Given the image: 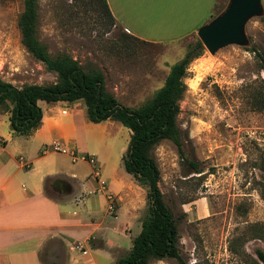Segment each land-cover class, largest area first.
Listing matches in <instances>:
<instances>
[{"label": "rangeland", "instance_id": "1", "mask_svg": "<svg viewBox=\"0 0 264 264\" xmlns=\"http://www.w3.org/2000/svg\"><path fill=\"white\" fill-rule=\"evenodd\" d=\"M226 1L217 0L210 16ZM21 6L22 0H0V78L16 86L51 83L54 74L45 71L20 43L16 19ZM262 8L261 16L245 24L246 46L228 44L213 53L203 47L187 66L176 123L184 156L196 162L201 171L190 172L168 140L151 150L159 169L163 201L177 221V250L184 264H261L255 250L264 253V199L259 193L264 176V108L253 107L252 92L261 86L264 73L257 69L252 50L264 53V0ZM37 13V37L48 52H65L84 67L98 68L106 90L129 106L151 96L169 66L183 56L186 43L196 38L194 32L175 42L134 40L115 23L108 24L88 0H37ZM55 106L72 115L78 127L77 150L64 147L76 155L85 148L96 162L99 179L120 189L111 193L114 212H105L104 217L111 220L116 216L112 221L121 224L126 218L125 206L133 200L141 210V219L144 189L124 171L120 159L129 131L113 120L87 121L81 101L76 106L60 102ZM4 121H0L2 137L8 129ZM57 153L56 164H70L68 154ZM76 160L77 171H90L93 177L91 167ZM79 184L78 196L86 191L83 183ZM72 200L69 208L79 209ZM119 246L113 253L115 260L125 255L128 241ZM64 253L60 244L49 241L41 253L42 264H63ZM148 264L177 262L163 258Z\"/></svg>", "mask_w": 264, "mask_h": 264}, {"label": "crops", "instance_id": "2", "mask_svg": "<svg viewBox=\"0 0 264 264\" xmlns=\"http://www.w3.org/2000/svg\"><path fill=\"white\" fill-rule=\"evenodd\" d=\"M216 1L105 0L122 31L151 43L192 36L210 18ZM58 102L73 106L80 103L38 101L40 124L26 136L12 133L7 115L0 113V121L5 120L8 126L4 137L0 134V264H42L41 253L49 241L64 248L63 264H114L113 253L120 250V242L127 240L128 250L131 238L140 229L141 210L133 200L125 206L126 218L121 224L112 221L116 216L107 220L106 199L93 191L98 182L90 171L79 173L77 160L70 158L66 166L54 162V155L59 153L47 149L51 141L77 150L78 127L72 115L66 110L61 113L55 106ZM84 150H78V154H87ZM81 182L86 191L78 196ZM119 190L106 185L110 194ZM70 199L74 205L79 204V209L69 208ZM74 243L85 252L70 250Z\"/></svg>", "mask_w": 264, "mask_h": 264}, {"label": "trees", "instance_id": "3", "mask_svg": "<svg viewBox=\"0 0 264 264\" xmlns=\"http://www.w3.org/2000/svg\"><path fill=\"white\" fill-rule=\"evenodd\" d=\"M88 1L94 3L97 11L107 18L108 24L114 23L105 0ZM261 18L264 19V16ZM37 24V0H22L16 19L20 43L45 71L54 74L55 79L47 84L24 83L16 86L0 78V113L7 115L11 132L26 136L38 127L41 119L38 101H81L89 122H119L129 131L127 145L120 158L121 164L133 181L144 189L145 212L140 219L138 233L131 238L129 249L114 264H148L150 260L163 258H174L177 264H184L177 250V221L163 201L158 186L159 169L151 150L160 141L168 140L190 172L201 171L196 162L184 156L176 123L178 101L185 90L183 78L189 62L202 53L201 43L197 38L187 42L183 56L169 66L162 84L143 102L129 106L120 103L106 90L103 74L98 68L84 67L65 52L49 53L37 37ZM128 37L146 42L130 35ZM252 52L257 69L264 73V53L255 49ZM260 85L252 92L253 107L256 109L264 108V80ZM259 193L264 199V176ZM255 237L261 235L256 234ZM255 254L264 264V253L256 249Z\"/></svg>", "mask_w": 264, "mask_h": 264}, {"label": "water", "instance_id": "4", "mask_svg": "<svg viewBox=\"0 0 264 264\" xmlns=\"http://www.w3.org/2000/svg\"><path fill=\"white\" fill-rule=\"evenodd\" d=\"M262 12V0H227L218 13L197 27L196 38L209 53L228 44L246 46L245 24Z\"/></svg>", "mask_w": 264, "mask_h": 264}, {"label": "built area", "instance_id": "5", "mask_svg": "<svg viewBox=\"0 0 264 264\" xmlns=\"http://www.w3.org/2000/svg\"><path fill=\"white\" fill-rule=\"evenodd\" d=\"M65 109L61 110V113H64ZM49 150L52 151H57V152H61V153H66L69 155L70 159L72 161L76 160L77 158H80L81 160L86 161L90 166H91V171H93V177H96V181L98 182L97 187L95 188V190H93L94 192H99L104 194V197L106 199V213L111 215L114 212V200L113 197L110 193H108L106 191V184L105 181L103 180H98V167L96 166V162L94 161V158L91 157V155H87V154H79L76 155L75 151L73 150H67L64 146H62L57 140H53L50 142L49 147L47 148ZM43 150H46V148H44ZM70 250H75L78 251L80 253H84V249L82 248V246L79 243H74L71 244L69 246Z\"/></svg>", "mask_w": 264, "mask_h": 264}]
</instances>
